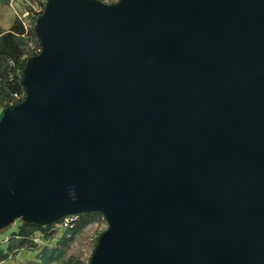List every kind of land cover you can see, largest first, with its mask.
Returning a JSON list of instances; mask_svg holds the SVG:
<instances>
[{
    "label": "water",
    "instance_id": "95a60500",
    "mask_svg": "<svg viewBox=\"0 0 264 264\" xmlns=\"http://www.w3.org/2000/svg\"><path fill=\"white\" fill-rule=\"evenodd\" d=\"M0 109V231L102 213L89 264H264V0H47Z\"/></svg>",
    "mask_w": 264,
    "mask_h": 264
},
{
    "label": "rangeland",
    "instance_id": "374dc122",
    "mask_svg": "<svg viewBox=\"0 0 264 264\" xmlns=\"http://www.w3.org/2000/svg\"><path fill=\"white\" fill-rule=\"evenodd\" d=\"M46 1L8 0L5 3L0 2V33L9 31L17 19L21 20L26 30L31 33V30H34L35 17H40L44 11ZM102 1L111 4L119 0ZM41 50L42 45L40 46L35 43L33 52L39 54ZM16 98H21V95ZM23 223L24 221L22 219H18L0 231V248L6 249L10 244L16 243L14 241V234L18 232L19 226ZM108 228L109 223L105 216L103 214H97L94 220L87 224L81 233L69 240L67 245L61 243V239L65 234V228L57 224L52 228H40L33 233L30 240L24 246L12 252L9 260H0V264H36L39 262V256L45 247L62 248L65 251L62 259L53 264H89L95 248L99 243L100 236Z\"/></svg>",
    "mask_w": 264,
    "mask_h": 264
},
{
    "label": "trees",
    "instance_id": "16d2710c",
    "mask_svg": "<svg viewBox=\"0 0 264 264\" xmlns=\"http://www.w3.org/2000/svg\"><path fill=\"white\" fill-rule=\"evenodd\" d=\"M6 1L8 0H0L2 3ZM35 19L37 20L38 17H35ZM39 41L34 30L32 29L31 33H29L19 19L14 22L9 31L0 33V109L23 99L25 92L19 80V75L25 68L30 56L36 55L33 52V47L35 43L41 46ZM20 95L21 98L17 99L16 97ZM97 214L102 213L80 214L77 224L65 230L61 243L67 245L69 240L81 233L85 226L94 220ZM54 225L55 223L46 227L52 228ZM46 227L27 222L21 224L18 232L14 234L16 243L10 244L6 249L0 248V260H9L12 252L24 246L35 231ZM64 253L65 251L62 248L45 247L39 256V262L36 264H53L61 260Z\"/></svg>",
    "mask_w": 264,
    "mask_h": 264
},
{
    "label": "built area",
    "instance_id": "2783aa9c",
    "mask_svg": "<svg viewBox=\"0 0 264 264\" xmlns=\"http://www.w3.org/2000/svg\"><path fill=\"white\" fill-rule=\"evenodd\" d=\"M79 220V215H68L62 218L60 221L56 222L58 226L68 229L74 227Z\"/></svg>",
    "mask_w": 264,
    "mask_h": 264
}]
</instances>
